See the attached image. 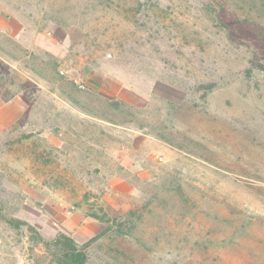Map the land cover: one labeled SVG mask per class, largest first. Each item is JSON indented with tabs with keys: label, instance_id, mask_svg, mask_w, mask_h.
I'll return each instance as SVG.
<instances>
[{
	"label": "rangeland",
	"instance_id": "obj_1",
	"mask_svg": "<svg viewBox=\"0 0 264 264\" xmlns=\"http://www.w3.org/2000/svg\"><path fill=\"white\" fill-rule=\"evenodd\" d=\"M7 217L87 264H264V18L0 0V264H57Z\"/></svg>",
	"mask_w": 264,
	"mask_h": 264
},
{
	"label": "trees",
	"instance_id": "obj_2",
	"mask_svg": "<svg viewBox=\"0 0 264 264\" xmlns=\"http://www.w3.org/2000/svg\"><path fill=\"white\" fill-rule=\"evenodd\" d=\"M233 3L236 9H239L242 15L247 19L264 18V0H228ZM55 73L59 75L56 64L54 65ZM126 106L123 101L115 100L112 103L113 108ZM6 221L15 229L25 226L30 233V238L34 242H41L50 255L52 260L57 264H87L88 254L84 245H79L72 237L65 233H59L52 239H45L44 236L29 222L7 217Z\"/></svg>",
	"mask_w": 264,
	"mask_h": 264
},
{
	"label": "built area",
	"instance_id": "obj_3",
	"mask_svg": "<svg viewBox=\"0 0 264 264\" xmlns=\"http://www.w3.org/2000/svg\"><path fill=\"white\" fill-rule=\"evenodd\" d=\"M83 87H85V86L83 85Z\"/></svg>",
	"mask_w": 264,
	"mask_h": 264
}]
</instances>
